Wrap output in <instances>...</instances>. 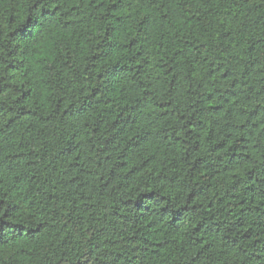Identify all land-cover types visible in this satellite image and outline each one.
<instances>
[{"label":"trees","instance_id":"trees-1","mask_svg":"<svg viewBox=\"0 0 264 264\" xmlns=\"http://www.w3.org/2000/svg\"><path fill=\"white\" fill-rule=\"evenodd\" d=\"M0 264H264V0H0Z\"/></svg>","mask_w":264,"mask_h":264}]
</instances>
